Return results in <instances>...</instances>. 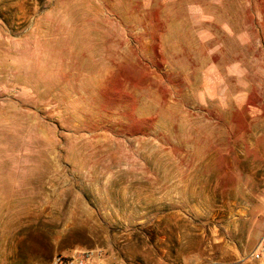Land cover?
Listing matches in <instances>:
<instances>
[{
	"label": "rangeland",
	"instance_id": "rangeland-1",
	"mask_svg": "<svg viewBox=\"0 0 264 264\" xmlns=\"http://www.w3.org/2000/svg\"><path fill=\"white\" fill-rule=\"evenodd\" d=\"M264 224V0H0V261L234 260Z\"/></svg>",
	"mask_w": 264,
	"mask_h": 264
},
{
	"label": "built area",
	"instance_id": "built-area-1",
	"mask_svg": "<svg viewBox=\"0 0 264 264\" xmlns=\"http://www.w3.org/2000/svg\"><path fill=\"white\" fill-rule=\"evenodd\" d=\"M50 264H113L102 260V255L94 251H77L71 256L55 255ZM192 264H264V224L260 237L253 249L234 260L206 257Z\"/></svg>",
	"mask_w": 264,
	"mask_h": 264
},
{
	"label": "crops",
	"instance_id": "crops-1",
	"mask_svg": "<svg viewBox=\"0 0 264 264\" xmlns=\"http://www.w3.org/2000/svg\"><path fill=\"white\" fill-rule=\"evenodd\" d=\"M106 262H108V263H113V264H122V262L121 261H116V260H107ZM0 264H1V261H0Z\"/></svg>",
	"mask_w": 264,
	"mask_h": 264
}]
</instances>
